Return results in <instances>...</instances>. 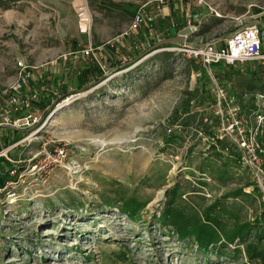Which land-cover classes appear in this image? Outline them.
Wrapping results in <instances>:
<instances>
[{
	"label": "rangeland",
	"instance_id": "obj_1",
	"mask_svg": "<svg viewBox=\"0 0 264 264\" xmlns=\"http://www.w3.org/2000/svg\"><path fill=\"white\" fill-rule=\"evenodd\" d=\"M184 1L177 13L180 0H0V104L21 75V83L39 89L38 97L51 96L45 107L25 108L32 125L0 127V139L16 138L0 143V175L6 168L12 174L0 186V264H246L243 252L228 251L232 243L202 252L191 238H178L159 210L166 187L178 183L174 204L200 217L215 199L210 213L223 221L258 216L264 181L250 152L242 156L233 142L239 131L253 136L264 172V96L255 98L257 81L248 71L257 61L205 67L173 44L142 51L144 42L128 43L122 35L135 13L156 21L170 12L182 26H195L193 42L220 44L256 19L251 13L263 10L264 0ZM78 3L90 11L86 32L77 27ZM110 42L123 46L111 57ZM88 45L104 78L81 87L72 80L65 96L59 85L48 90L45 71L54 70L60 82L63 65L86 58L81 48ZM216 86L234 94L222 116ZM240 100L257 106L247 131L237 116ZM212 130L225 131L221 142ZM58 152L63 157L52 158ZM254 183L258 195L230 193L251 192ZM128 199L139 204L134 214L122 210Z\"/></svg>",
	"mask_w": 264,
	"mask_h": 264
},
{
	"label": "trees",
	"instance_id": "obj_2",
	"mask_svg": "<svg viewBox=\"0 0 264 264\" xmlns=\"http://www.w3.org/2000/svg\"><path fill=\"white\" fill-rule=\"evenodd\" d=\"M181 6H178L177 13L182 10V4L185 3L184 0H180ZM179 9V10H178ZM258 11V10H257ZM176 14V13H175ZM172 13H163L160 14V16L156 17V21L151 19V16L143 17L140 22L137 24L135 30L129 31L124 33V39L126 42L129 43V41L134 42V44H140L141 42H144V46L142 47V51H145L147 46L151 45L153 42H155L157 39V34L160 33L162 36H168L172 34V32L175 29H178L184 20L182 18H178V16H175L174 19L171 17ZM168 26H173L172 31H169ZM166 43H162L161 45H165ZM107 49L109 50V56L115 55V52H118V48L123 49V46H120L118 42H110L105 43ZM159 45V46H161ZM82 56V55H81ZM87 57L84 59H79L77 64H70L67 66L63 65V70L61 73V76L63 78L59 82L58 75L55 74L54 70L45 71L43 77L44 83L46 82L49 84L48 90H53V86H60L61 94H64L63 96L67 95L68 92V85L73 82H76V85L81 87L89 83V81H94L95 83L99 82L101 79L104 78V68L100 65L99 61L96 60V58L93 55H86ZM137 56L134 55V57ZM194 61L197 63V61L194 60L193 57H191L190 61ZM253 61H257L252 59ZM123 61L121 59H118L114 66L119 65V63ZM195 63V65H196ZM258 67H252L248 69L249 76L254 77L255 79V87L257 90L254 91H264V64H262L260 61H257ZM129 64H124L121 67H125ZM227 65H233V64H227ZM120 68V67H119ZM222 75H225V70L221 71ZM27 84V83H26ZM23 84L22 91L27 92V90H31L32 87L35 86H29ZM39 86V85H37ZM37 88V87H36ZM7 98L10 96V94L13 92L11 89L9 91ZM61 96V98L63 97ZM39 99H32L30 107L34 106V104H38L41 107H45L46 104H48L51 100L50 93H47L45 95H42L38 97ZM59 98L58 100H60ZM8 100V99H7ZM6 103V102H3ZM240 107L237 111V115L243 120V124L245 127V131L249 127H253L254 120H252L253 113L255 109L257 108L256 105H254L253 100L251 102H248L246 100H240L239 103ZM46 108H43L42 113H46ZM250 123V124H249ZM12 128V127H11ZM18 129V128H14ZM208 132V131H207ZM256 133V129L254 131ZM211 135L215 137L216 140H219L221 142V138H217L216 132L214 130L211 131ZM16 138L11 135L3 134L2 139H0V143L4 145H8L11 142L15 141ZM221 140V141H220ZM211 143V142H210ZM216 143H211V147H213ZM225 145V144H224ZM1 147V145H0ZM240 152H237V157L239 158ZM3 160L5 158L0 157ZM7 161V160H6ZM12 169V168H10ZM12 176L9 172V168L5 169V174L0 175V186L2 187L5 184V179L7 177ZM255 184V183H254ZM179 185L178 183H174L172 186L166 187L164 191V195L166 196V199L164 200V205L159 210V218L163 224L168 225L170 223L172 226V230L176 232V235L178 238H191L192 242L195 244L196 248L199 249L202 252H207L209 250H212L215 248V250H219L216 248L219 245H227V243H232L233 246L228 251H235L237 253H242L245 256V259L247 262L250 260H258L261 264H264V200H262V208L259 210V214L257 217L253 219V221H250L248 219H239V218H231L229 221H223L221 217H224V215L217 213L218 215L214 216L211 215V211L215 210V207L218 206V199H215L210 204H208L205 207V212L202 215V217L199 216V214L195 211L188 212L183 209V207L178 206L174 204L175 197L179 193ZM251 192H246L242 189V187L234 188L230 191L232 195L235 197H245V196H251L259 193L258 186L255 184L251 188ZM260 194V193H259ZM108 203V202H107ZM124 206L122 207V210L124 209L125 212H129L130 214H134L135 210L138 208L136 204L132 202V199H128L124 201ZM224 213H226L227 209H224ZM187 212V213H186ZM254 221L257 222L256 225L260 227H256V230H252L254 227ZM259 222V223H258ZM260 224V225H258ZM225 252V251H224ZM246 262V264H247Z\"/></svg>",
	"mask_w": 264,
	"mask_h": 264
},
{
	"label": "built area",
	"instance_id": "obj_3",
	"mask_svg": "<svg viewBox=\"0 0 264 264\" xmlns=\"http://www.w3.org/2000/svg\"><path fill=\"white\" fill-rule=\"evenodd\" d=\"M74 9L77 14V27L80 31L86 32L90 27V11L87 8L85 3H78L74 6ZM143 16L139 13H135L131 19V24L129 25L128 30H135L137 24ZM264 36L263 27L256 21H249V23L241 24L240 26L234 28L233 31L230 32L227 36L224 37L223 41L220 44H216L213 41L206 40L203 43L193 42L185 43V41L176 43L173 45V48L176 49H185L191 57L194 58L195 61L199 62L203 66L211 65L214 63H224V64H235V62H243L245 60L254 59L260 61L264 64V51L261 48V41ZM90 46L81 48V54L88 55L90 52ZM21 62L18 61V64ZM20 78L10 86V89L13 91L10 96L7 98L6 103L0 104V126H9L12 128H18L21 126H29L32 125V121L34 120V116L31 115L28 110H25L26 107H30L31 100L37 99L39 90L36 87H32L31 90H27V92L22 91L21 88L23 83H21L23 79V75L19 76ZM217 97V106H219V111L221 116L223 115V109L225 104L232 98H234V94L226 91L224 87L216 86L214 90ZM256 99L264 96V91H256L254 93ZM23 108L21 112L20 109ZM16 111V114L13 112ZM238 111V110H237ZM261 114V113H260ZM259 114V115H260ZM238 116V115H237ZM222 127L218 128V130H222L223 122L221 123ZM170 130V127L167 128ZM239 131V134L234 139V144L237 149L242 151V156L244 155V151H248L251 154V158L249 161L253 164V168L259 170L258 177L264 181V172L262 168L259 167V156L256 154L257 149L255 147V140H253V136H248ZM225 131L216 133L215 136L217 138L223 137ZM227 148L226 144L224 145ZM6 152V149H5ZM0 153H4L0 149ZM55 154V153H53ZM64 152L60 154L58 152L56 156L54 155L52 158L61 159L63 157ZM242 161L246 163L245 157L242 158ZM10 171H14V168L10 169Z\"/></svg>",
	"mask_w": 264,
	"mask_h": 264
},
{
	"label": "water",
	"instance_id": "obj_4",
	"mask_svg": "<svg viewBox=\"0 0 264 264\" xmlns=\"http://www.w3.org/2000/svg\"><path fill=\"white\" fill-rule=\"evenodd\" d=\"M194 29L195 26L193 24L182 26L178 28L174 34L161 36V38L157 39L150 45L153 46L151 49L161 45L162 43H170L174 45L183 41L191 42L193 40L192 32Z\"/></svg>",
	"mask_w": 264,
	"mask_h": 264
},
{
	"label": "crops",
	"instance_id": "obj_5",
	"mask_svg": "<svg viewBox=\"0 0 264 264\" xmlns=\"http://www.w3.org/2000/svg\"><path fill=\"white\" fill-rule=\"evenodd\" d=\"M252 16H254L256 19L254 21H257L259 22L260 24H262L264 26V9L263 10H259V11H256L254 13H251ZM263 51H264V48H262ZM214 64H220V63H214ZM212 65V64H211ZM0 127H7L9 128V126H0ZM11 128V127H10Z\"/></svg>",
	"mask_w": 264,
	"mask_h": 264
},
{
	"label": "bare ground",
	"instance_id": "obj_6",
	"mask_svg": "<svg viewBox=\"0 0 264 264\" xmlns=\"http://www.w3.org/2000/svg\"><path fill=\"white\" fill-rule=\"evenodd\" d=\"M116 143H121V142H116Z\"/></svg>",
	"mask_w": 264,
	"mask_h": 264
}]
</instances>
